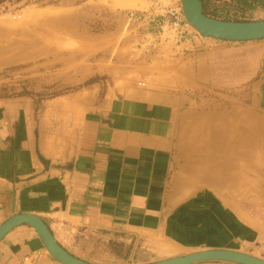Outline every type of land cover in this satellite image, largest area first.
<instances>
[{
    "label": "crops",
    "instance_id": "0c3cea01",
    "mask_svg": "<svg viewBox=\"0 0 264 264\" xmlns=\"http://www.w3.org/2000/svg\"><path fill=\"white\" fill-rule=\"evenodd\" d=\"M232 1L240 5L235 17L216 18L264 19V0ZM146 65L119 84L101 83V96L100 84L91 83L50 98H0V224L36 215L70 254L109 264L88 257L89 243L110 239L109 232L144 237L166 225L185 191L180 160L201 159L208 171L212 157L225 161L226 176L242 170L244 158L264 156V40L192 35L162 44ZM212 95L234 104L229 110ZM244 132L252 133L248 147ZM0 264L59 263L23 224L0 240Z\"/></svg>",
    "mask_w": 264,
    "mask_h": 264
},
{
    "label": "rangeland",
    "instance_id": "374dc122",
    "mask_svg": "<svg viewBox=\"0 0 264 264\" xmlns=\"http://www.w3.org/2000/svg\"><path fill=\"white\" fill-rule=\"evenodd\" d=\"M208 1L203 11L213 18H232L240 9L232 0ZM192 35L199 36L185 21L181 0H0V98H50L91 83L100 84L101 96V83L119 84L124 74L145 72L162 44ZM95 72L100 73L94 77ZM196 99V105L204 101ZM209 100L229 110L234 104L231 96ZM251 136L244 132L243 145ZM198 160L179 161L184 174L179 188L186 192L178 194L182 201L163 218L166 225L144 237L109 232L110 239L85 245L88 257L145 264L227 247L264 255V156L244 158L242 170L226 176L231 171L225 161L212 157L208 171Z\"/></svg>",
    "mask_w": 264,
    "mask_h": 264
},
{
    "label": "water",
    "instance_id": "95a60500",
    "mask_svg": "<svg viewBox=\"0 0 264 264\" xmlns=\"http://www.w3.org/2000/svg\"><path fill=\"white\" fill-rule=\"evenodd\" d=\"M182 14L187 24L202 38L227 42L264 40V19L232 21L213 18L203 11L201 0H181ZM30 226L40 238L48 254L59 264H97L70 254L56 240L41 218L33 214H18L0 224V240L14 227ZM221 262L227 264H264V259L226 248H213L171 257L145 264H202Z\"/></svg>",
    "mask_w": 264,
    "mask_h": 264
},
{
    "label": "bare ground",
    "instance_id": "6f19581e",
    "mask_svg": "<svg viewBox=\"0 0 264 264\" xmlns=\"http://www.w3.org/2000/svg\"><path fill=\"white\" fill-rule=\"evenodd\" d=\"M235 120H236V119H235ZM219 124H221V123H219ZM240 126H241V125H240ZM231 127H232V126H231ZM231 127H230L229 129H231ZM241 127H242V126H241ZM229 129H228V130H229ZM219 131H220V130H219ZM222 131H223V130H222ZM228 132L230 133V131H228ZM211 133H212V132H211ZM215 135H216V134H213V137H215ZM231 135H232V134H231ZM231 135H230V136H231ZM209 137H210V136H209ZM247 140H248V142H249V141L251 140L250 137H248ZM229 142H230V141H229ZM248 142H246L243 146H245L246 144L249 145ZM247 145H246V146H247ZM212 147H213L212 149H216V148L219 149V147H218L217 145H215V144H213ZM207 149H208V148H207ZM227 150H228V148H227ZM192 151H193V150H192ZM194 151H196V150H194ZM233 152H234V151H233ZM206 153H207V152H206ZM207 154H208V153H207ZM196 155H199V154H196ZM206 156H207V155H206ZM220 158H221V157H220ZM199 160H200V159H199ZM199 160H198V161H199ZM194 162H196V161H194ZM206 164H207V162H206ZM235 169H236V168H235ZM230 173H231V172H230ZM232 178H233V177H232ZM234 179H235V178H234Z\"/></svg>",
    "mask_w": 264,
    "mask_h": 264
}]
</instances>
